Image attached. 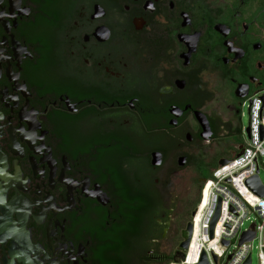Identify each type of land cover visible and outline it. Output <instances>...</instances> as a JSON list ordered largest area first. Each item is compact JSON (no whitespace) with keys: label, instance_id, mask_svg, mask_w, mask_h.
<instances>
[{"label":"flooded vegetation","instance_id":"af4514ba","mask_svg":"<svg viewBox=\"0 0 264 264\" xmlns=\"http://www.w3.org/2000/svg\"><path fill=\"white\" fill-rule=\"evenodd\" d=\"M19 3L18 10L27 8L28 14L14 16V28L10 27L13 18H3L10 28L5 34L0 25V37L6 40V45L0 46L4 50L1 56L13 59L9 48L12 35V41L20 48L24 46L31 57L19 60L16 84H24V92L30 96H25V112L32 108L39 113L34 115L39 130L32 132L34 137L39 131L46 132L42 146L49 148L55 164L54 184L50 190L49 169L45 162L38 164L42 156L32 153L16 132L12 135L22 157L9 153L6 117H11L10 129L17 130L19 123L25 132L27 126L16 118L24 98L19 90L11 91L13 82L7 81L6 63L0 60V91L5 87L7 96L11 92L17 98L11 113L0 102V127L4 125L0 129V153L6 165L3 173L13 176L14 160L20 182L27 179L26 193H15L8 187L3 204L20 195L28 204L38 201V207L46 209L42 198L47 193L54 207H67L65 185L56 181L63 156L68 170L62 171V179L79 183L87 178L86 191H93L95 184L109 203L102 206L95 198H84L79 184L71 190L76 210L63 209L52 218L47 209L42 222L36 224L32 216L39 213V208L30 206L24 224L30 245L37 244L46 258H51L45 229L52 218L50 229L54 230L53 222L57 221L63 230L55 226L52 237L48 236L49 245L55 239L67 252L69 242V255L74 256L79 243L83 250L81 259L73 257L77 264H169L188 222L185 211L177 216L185 222L166 254L158 251L157 244L161 233L174 221L175 208H194L195 200L189 203L187 199V184L190 188L201 184V174L211 171L218 161L214 151L219 140L236 136L238 105L264 86V0H222L221 6L216 0ZM0 9L8 16L7 0H1ZM10 59L6 61L14 74L15 61ZM63 96L74 112L67 111ZM132 99L136 103L129 109L124 104ZM7 101L4 99L12 107ZM224 113L229 119H224ZM237 144L241 146L242 141ZM36 145L39 143L34 140L32 147ZM28 158L33 159L38 171L42 166L41 179L38 174L32 176ZM36 184L39 196L33 194ZM10 218L17 222L14 212ZM194 242L193 238L187 262ZM8 244L6 238L1 246L6 261ZM60 254L56 251L54 255L62 258L57 264H72L71 260L66 263L67 255ZM37 258L42 260V254ZM1 259L2 254L3 264ZM11 260L21 264L15 258Z\"/></svg>","mask_w":264,"mask_h":264},{"label":"water","instance_id":"95a60500","mask_svg":"<svg viewBox=\"0 0 264 264\" xmlns=\"http://www.w3.org/2000/svg\"><path fill=\"white\" fill-rule=\"evenodd\" d=\"M8 1V16L3 15V9H0V25L2 27V29L4 30V33L6 34L8 29L10 27H15V23H14V16H18V15H24L26 17V15L28 14V9L26 8H22L21 10H18V5L19 0H7ZM1 2V0H0ZM12 11H16V15L12 14ZM3 18H7L10 20V18H13V21L11 23V26L8 27L7 26V22L3 21ZM20 20V19H19ZM10 37V51L12 52V57L13 59H10L9 57H6L5 54L4 56H1V52H4V50L1 48L0 49V60H5L6 63V67L4 69V75L7 78V81H12V85L13 89H11V91H15V90H19V94L24 98V106L22 108H20V110L18 111L17 114V119L18 121L23 120L27 126V130L24 132L22 126L18 123V127L17 130H13L10 129V122H8V119H10L11 117H6V121L7 123L5 125H8V129H7V134H8V139L10 141V143L8 144V150L9 153L14 155H18L19 158L22 157V152L21 149L18 148V144L14 143V136L12 135L13 132H16V136L19 138V141L24 140V143L27 145V147L29 148V150H32V153L34 154H38L41 155L42 158L39 159L38 164H42V162L46 163L47 168L49 169L48 171V177H47V186L50 188V190L53 187V182H52V177H54V170H55V166L52 167V164H54L53 160H50V152H49V148H43L42 146V142H43V138L42 135H44L46 132L45 131H39V136L38 137H34L35 132H32V130L34 129H38L39 130V124L35 122L34 119V115L35 114H39L36 113L35 111H32V108H30L29 111L25 112V108L27 106V100H25V96H29L27 93L24 92L25 88H24V84L22 85H18L16 84V80L18 77V70H20L19 68H17L18 64H20L19 60L23 59L24 57H28L29 59H31V57L28 55L27 52H25V48L23 46V48H20L18 43L15 41H12V35H9ZM23 43V42H22ZM6 45V40L1 36L0 37V46ZM12 45H15L14 48H12ZM7 53V52H5ZM20 54H23V57H20ZM6 59H10L11 62L15 61V64H13L16 67V72L13 74L10 71V66L7 64ZM23 83V81H22ZM0 102H3V106L4 107H8L9 108V113H11L10 109L11 108H16L17 105V98L16 95H10L7 96L6 95V88L3 87V90L0 91ZM30 97V96H29ZM60 97V96H59ZM65 101V107L67 109V111L69 112H74L75 110L71 109V105H67V100L65 98V96H63ZM4 99H7L8 101H11L12 107L8 106L7 103L4 102ZM40 99V98H39ZM59 99V98H58ZM7 101V102H8ZM59 101H61L59 99ZM83 102V101H82ZM87 102V101H86ZM80 103V102H78ZM88 103V102H87ZM131 103H136L135 100H130L128 102V104H124L127 105L130 108H132ZM49 104V103H48ZM54 105V102L51 104ZM117 105V104H116ZM74 106V104L72 105ZM123 106V105H122ZM98 107V106H97ZM111 107V105L109 106ZM45 111V108H44ZM44 111L42 113H44ZM2 119V115L0 114V121ZM4 125H2L1 127H3ZM0 127V129H1ZM244 132H247V126L244 130ZM1 131H0V136H1ZM34 140H37L39 145H36L35 147H32ZM39 150H42V153H39ZM238 153L237 155H239L240 151H241V146H239L238 148ZM43 153H46L45 156H43ZM65 158L63 156H61V165L63 166L62 169H60L58 177L56 179L57 182L65 185V197L66 195H68V197H66V201L68 203L67 207H63V209H67L69 211V209L72 207L74 208V203L71 197V190H74V188H77L79 184L82 185L81 189H80V194L84 195L85 197H90L95 198L96 201L101 204L102 206L105 205V203H109L107 202V199L103 193H101V191H99V187L96 186L95 184H93V191H86V188L88 187V179L87 178H83L82 181H80L79 183H76L75 180L71 181L68 178L62 179V171L64 170H68V166L66 163H64ZM30 167H31V171H32V176H34L35 174H38L37 178H42V166L41 171H38V168H36V165L34 164V161L32 158H28ZM15 161L13 160L11 162V169L14 170L13 172V176H9L6 173H3L4 170H6V165H5V158L4 156L0 153V164L2 165L1 169H0V185L4 186V189H0V213H1V217H0V249L2 244L4 243L6 238H9V244L7 245V256L9 257V261L5 260V256H3V252L1 249V253L2 254V259L1 262L3 264H13L12 263V258H15L17 262H21V264H42L43 261H46L47 264H57V261H62V258H58L56 259L54 257V255L56 254V251H60L61 254L67 255L66 256V263L68 260L72 261V264H77L76 261L73 260L74 256H79V258L81 259V252L83 250V248H81V246L77 245V251L76 254L74 256H70L69 253L72 251L71 245L69 242H66V244H68V248L70 249L69 251L65 252L64 248L65 245L63 244H59L56 243V240H54L53 245H49V240H48V236L53 235L52 231H55V226H58L57 221L53 222V227L54 230L50 229V224L49 221L53 218L54 214L56 212H61L63 211V209H58L57 207H54V204L52 203L53 199H51V197H49L47 195V193H45V197L42 198V203L47 205L46 209H42L38 207V201H34L33 200V204H28L26 202L25 199L21 198L20 195H18L17 197L13 196L8 203L5 205L3 204V200H4V194H5V190L8 187H12L13 190L16 191L17 190H21L22 192L26 193V190L24 185L27 183V179L25 178L24 181L20 182V173L18 171V168L14 166ZM226 163L225 159H219L216 162L217 166H223ZM55 165V164H54ZM78 173V172H77ZM36 178V180H37ZM34 179V178H32ZM30 185V184H29ZM245 186L255 195L259 196V197H264V187H262L258 181V177L255 175L252 178L248 179L245 181ZM30 187V186H29ZM41 187L42 186V182H41ZM34 189H37V192H33V194H35L36 196H39V192H38V188H37V184L35 185V187H33ZM29 189V188H28ZM14 193V194H15ZM76 194V192H74ZM77 196V195H76ZM58 198V202H62L60 199V196L57 197ZM76 202L78 204V200L76 199ZM35 205L36 208H39V213L36 214L35 216H32V219L34 220V222L36 224H40L42 222V219L44 218V213L46 212L47 209H50V212H52V218L50 220H48V224L47 227L45 229L46 232V244L48 249L51 251L50 257L51 258H46L45 254L42 252L41 248L36 244L31 246L29 243V234H28V230L24 231V224L26 222V217L29 214V207ZM110 208V207H109ZM74 210H76L74 208ZM14 212L15 213V218L17 220L16 223H13L11 221L10 215L11 213ZM194 214V211H192L190 213V216H192ZM218 216V208L215 211V214L213 215L210 224H209V228H208V238H211L212 235V228L213 225L217 219ZM113 221V220H112ZM64 222V220H62V223ZM18 224L19 228L15 229L14 225ZM60 232H62L63 230V225L61 227H59ZM190 236H191V224L190 222H187L185 224L184 229L180 232V237H181V242L178 244L175 253L172 256L171 261L175 264L180 263L183 260V253L186 251L188 244H189V240H190ZM253 239V233L251 232H247V233H242V235L240 236V239L237 242V246H240L241 244L245 243V242H250ZM59 240H61L62 242L63 237L60 236ZM87 243V242H86ZM85 243V245H86ZM57 244L58 248H54V245ZM221 244L223 246H227L228 243L227 242H221ZM31 254L32 258H29L28 255ZM39 254H42V260H38L37 256ZM60 254V255H61ZM59 255V256H60ZM82 257H85V254H83ZM230 255H228L225 259L224 264L227 262V260L229 259ZM213 261H215V257H212ZM82 262H85L84 260ZM198 264H207L205 256L203 253H201L200 258H199V262ZM242 264H250V254H248L244 260V262Z\"/></svg>","mask_w":264,"mask_h":264},{"label":"built area","instance_id":"2783aa9c","mask_svg":"<svg viewBox=\"0 0 264 264\" xmlns=\"http://www.w3.org/2000/svg\"><path fill=\"white\" fill-rule=\"evenodd\" d=\"M245 103L247 113V132L242 141L239 155L226 159L223 166L211 170L208 179L203 180L199 188L197 204L190 216L191 236L183 260L178 264H198L201 253L207 264H242L251 251V243L256 241L257 264H264V197L253 194L245 181L258 177L259 165L264 158V87L252 92ZM241 135V129H240ZM259 181V179H258ZM260 183V181H259ZM260 185L264 187L261 183ZM218 208V216L208 238L210 221ZM248 214L255 218L246 229L243 221ZM252 232L253 239L237 246L242 233ZM194 238V250L187 262L189 246ZM221 242H235L234 249L226 253L227 246ZM215 257V261L213 258ZM169 264H175L170 262Z\"/></svg>","mask_w":264,"mask_h":264},{"label":"rangeland","instance_id":"374dc122","mask_svg":"<svg viewBox=\"0 0 264 264\" xmlns=\"http://www.w3.org/2000/svg\"><path fill=\"white\" fill-rule=\"evenodd\" d=\"M216 2L218 3L219 6H221V2L222 0H216ZM223 2H229V0H223ZM255 6V5H253ZM264 85V84H263ZM264 87V86H263ZM237 109L239 110V114H238V118H239V127L241 129V136L240 135H236L234 137L231 138H224L222 137L219 140V144L216 146L215 148V154L216 157L219 159H227V157L229 158L230 156H233L235 151L238 150L239 148V144H237L236 141H245L246 137H245V128L247 126V113H246V106L245 103L242 104L240 103L237 107ZM226 113H224L223 117H225L224 119H229V116H225ZM228 139V140H227ZM236 142V143H235ZM218 155H217V153ZM261 161L263 162V165H259V170H258V179L260 181V183L264 186V158L261 159ZM187 188H189V191L187 189V199L188 202L192 203L195 198H196V190L197 188H190V186H188L187 184ZM189 203L187 205H189ZM192 208L191 205L188 208H175V215L176 217H174V221L170 222V224L168 225L167 229H165L161 235H160V240L158 241V251L161 254H166L167 252V248L170 245H173L176 237H178V232L179 229H181L184 225V222L186 220V222L189 220L190 218V213L192 212ZM185 211V220H180L178 219V215L179 214H183L182 212ZM248 219L243 221L242 223V229H246L249 224L252 222V220L255 218V216L253 214H248L246 216ZM236 243L235 242H231L227 248H226V253L228 254L229 252H231L234 247H235ZM256 254H257V249H256V241L254 240L251 243V251H250V264H257V260H256ZM155 264H162V263H155Z\"/></svg>","mask_w":264,"mask_h":264},{"label":"trees","instance_id":"16d2710c","mask_svg":"<svg viewBox=\"0 0 264 264\" xmlns=\"http://www.w3.org/2000/svg\"><path fill=\"white\" fill-rule=\"evenodd\" d=\"M239 127L236 129V135L238 136L239 135V133H240V131H239ZM237 143H240L241 144V141H236ZM216 168V164L215 165H213L212 166V169L211 170H213V169H215ZM210 172L211 171H208V172H206V173H203V174H201V176H200V178H202L203 180H206V179H208L209 178V176H210ZM199 188H200V184L197 186V190H196V199H195V201H194V203H193V207H195V205L197 204V200H198V197H199ZM193 209V208H192ZM188 222H189V220H188ZM126 248V246L125 245H123V249H125ZM114 250L115 249V246H113L112 248H111V250ZM112 250V251H113ZM166 263H168V261L166 262Z\"/></svg>","mask_w":264,"mask_h":264},{"label":"bare ground","instance_id":"6f19581e","mask_svg":"<svg viewBox=\"0 0 264 264\" xmlns=\"http://www.w3.org/2000/svg\"><path fill=\"white\" fill-rule=\"evenodd\" d=\"M189 248H190V246H189ZM189 251V250H188Z\"/></svg>","mask_w":264,"mask_h":264}]
</instances>
